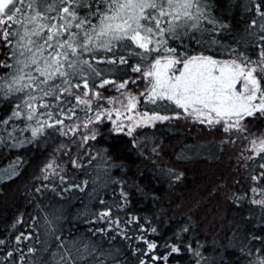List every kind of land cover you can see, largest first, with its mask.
Returning a JSON list of instances; mask_svg holds the SVG:
<instances>
[{"label": "trees", "instance_id": "obj_1", "mask_svg": "<svg viewBox=\"0 0 264 264\" xmlns=\"http://www.w3.org/2000/svg\"><path fill=\"white\" fill-rule=\"evenodd\" d=\"M256 2L264 4V0ZM209 3L210 15L217 25L205 20L203 28L208 31L181 33V38L170 40L169 45L177 53L189 55L235 59L242 53L258 59L264 49L259 37L264 33L258 25L250 27L253 19H262L256 15L255 3ZM123 54L128 64L96 66L105 70V78L129 80L124 90L137 93L141 85L131 80L140 83L142 76L132 67L140 57ZM5 58L0 55V59ZM98 91L106 98L118 93L113 85ZM139 99L140 111L182 114L175 105L165 110L145 105L143 97ZM13 100H0V120L11 114ZM97 103L103 108L109 105L103 100L94 101V109ZM76 108L72 119L56 126L67 135L45 127L44 134L36 139H32L30 129L13 132L15 140L8 137L12 125L24 127L22 120L10 121L0 131L4 138L0 142V240L4 242L0 244V264H50L52 253L56 252L58 259L64 251L56 247L61 241L66 248L89 245L106 254L111 252L116 264H139L138 253L134 255L133 250L146 251L144 240L156 243L157 255L167 254L172 246L180 247V253L172 254L167 264H259L264 259V208L252 203L264 199V191L251 179L264 171L259 167L264 160L259 156L248 159L255 155L245 152L252 135L232 137L207 131L202 124L193 122L158 123L129 136L116 133L108 124L93 123L84 129L83 123L96 111L82 105ZM29 123L35 125V121ZM69 125L80 127L73 133ZM248 128L255 136L264 134V118L250 120ZM93 131L96 138L84 143L83 136H91ZM49 164L53 167L48 168ZM253 187L257 192L251 191ZM103 211H109V218L119 221L120 228L106 223L109 218L101 220ZM54 216L60 217L54 223L60 241L46 223V218ZM9 252L13 255L8 256Z\"/></svg>", "mask_w": 264, "mask_h": 264}, {"label": "snow or ice", "instance_id": "obj_2", "mask_svg": "<svg viewBox=\"0 0 264 264\" xmlns=\"http://www.w3.org/2000/svg\"><path fill=\"white\" fill-rule=\"evenodd\" d=\"M252 2L256 15L262 19L259 22L253 19L250 27L258 25L259 31L264 33V4ZM210 8L209 0H0V50L6 49V52H0L6 57L0 59V100L15 98L11 114L0 120V131L10 121L22 120L24 127L18 129L12 125L8 137L15 140L13 132L30 129L32 139H36L44 134L45 127L67 135L56 126L63 125L65 119H72L77 105L96 111L95 120L88 116L83 123L84 129L90 124L102 123L103 117L107 116L116 130L122 131L125 125L117 123L124 115L121 109L134 112L141 101L131 92H121L123 100L104 97L99 89L113 85L121 91L129 80L117 82L105 78V70L96 65L128 64L123 54L127 52L129 56L140 57L132 71L141 73L145 83L144 90L139 93L145 105L152 104L165 110L167 106L175 105L185 117H193L198 123L213 128L219 126L225 133H248L254 137L250 140L249 151L255 153L248 159L259 156L264 160V134L255 136L248 128L250 120L264 118V49L256 60L244 57L242 53L235 59L218 60L203 54L177 53V49L168 43L180 39L181 33L208 31L203 28L205 20L215 27L218 22L210 15ZM259 39L264 41V35ZM153 53L157 55L153 56ZM176 65H182V68L176 69ZM131 83L135 84L136 80L132 79ZM101 100L121 105L115 109L116 119H112L113 109L101 112L99 103L93 108V102ZM161 102H167V105ZM39 109L46 111L39 112ZM136 115L140 119L128 127L129 136L136 127L170 119L155 110L151 114L136 112ZM38 116L47 118L41 120ZM126 118L132 120L131 116ZM175 118H179V114ZM32 121L35 125L29 123ZM67 127L75 133L80 125ZM95 138L93 131L91 136L85 134L82 139L87 143ZM3 139L0 137V142ZM18 143L22 145L24 141ZM73 166H77L76 161ZM259 167L264 169V163ZM44 178L48 179V176ZM251 179L264 191V171ZM251 191L255 193L257 188L253 187ZM252 203L264 208V199ZM109 217V211L100 213L101 220ZM59 218H46L57 241L61 238L55 233L54 223ZM106 223L120 228L119 221L109 218ZM16 239L19 242L21 237ZM3 243L0 240V244ZM143 243L147 245L146 251L133 250L134 255L138 253L139 264H160L161 261L167 264L172 254L181 251L179 246H172L167 254L157 255L154 254L156 243L148 240ZM56 247L64 251L58 259V254L52 253L50 264H106L108 260L116 264L111 252L106 254L96 246L66 248L61 241ZM259 264H264V259Z\"/></svg>", "mask_w": 264, "mask_h": 264}, {"label": "rangeland", "instance_id": "obj_3", "mask_svg": "<svg viewBox=\"0 0 264 264\" xmlns=\"http://www.w3.org/2000/svg\"><path fill=\"white\" fill-rule=\"evenodd\" d=\"M231 59H232V58H231ZM218 60H227V59H218ZM180 68H182V65H176V69H180ZM141 79H142V78H141ZM141 79H140V83H141V84L138 83L139 80H136V83H135L136 85H137V84L141 85V86H139V90L136 91L137 93H132V92H131L132 94L137 95L138 98H139V93H140L142 90H144V88H145V83H144V81H142ZM135 84H134V85H135ZM131 85H132V84H131ZM143 85H144V86H143ZM114 88H115V87H114ZM121 92H125V93H127L126 90L123 89V90H121V91H118L117 95H116L114 98H118V99H120V100H123L124 97L121 95ZM103 107H104V106H103V104H102V107H101L100 109H98V110L101 111V112H104V111H106L107 109H113V116H112V119L114 120V119H116V117H115V109H116V108H121V105H120L119 103H116V104H114V105H113V104H109L106 108H103ZM121 111L124 112V115L120 118V120L117 121V123L119 124V123L122 122V123L125 125V127H124V129H123L122 131H117L116 128H115V126L112 124L111 120H109L107 116H104V117H103V122H102V123H98V124H99V125L108 124L109 127H110L113 131H115L116 133H126V134H127L128 127L133 123V121H136V120H139V119H140V117L136 115V112H143V111H140L138 108H136V110H135L134 112H127L125 109H121ZM181 111H182V110H181ZM181 113H182V114L179 115V118H175L177 115H169L170 119L165 120V121H163V122L156 121L154 124H149V125H143V126H140V127H136V128H134L133 133H134L135 131H137L138 129L145 128V127H153L155 124H158V123H178V124L186 125L187 123L191 124V123H193V122H196V121L194 120L193 117H185L184 114H183V112H181ZM95 116H96V115H95ZM95 116H93V119H94V120H95ZM128 116H131V117H132V120L127 119L126 117H128ZM196 124H201V123L196 122ZM202 125H203V127H205L204 129H206L207 131H216V132L222 133V134H224V135L227 134L228 136H232V137H235V136L237 137L238 134H240V133H237V132H235V131H233V132H231V133H225V132L223 131V129L220 128L219 126H216L215 128H213V127H209V126L206 125V124H202ZM82 132H84V131H82ZM133 133H132V134H133ZM248 146H249V148L246 149L245 152L251 153V152L249 151V149L251 148V145L248 144Z\"/></svg>", "mask_w": 264, "mask_h": 264}]
</instances>
